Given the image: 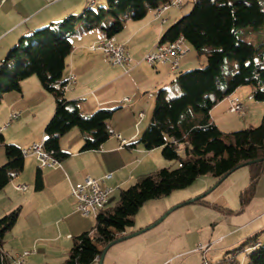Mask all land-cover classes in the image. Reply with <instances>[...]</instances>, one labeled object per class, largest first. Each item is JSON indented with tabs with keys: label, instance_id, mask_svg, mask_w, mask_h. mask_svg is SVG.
Returning a JSON list of instances; mask_svg holds the SVG:
<instances>
[{
	"label": "trees",
	"instance_id": "trees-1",
	"mask_svg": "<svg viewBox=\"0 0 264 264\" xmlns=\"http://www.w3.org/2000/svg\"><path fill=\"white\" fill-rule=\"evenodd\" d=\"M168 1L107 0V7L97 10L89 7L78 16L71 15L34 30L10 48L0 61V104L6 93L21 90L25 78L37 75L55 100L54 114L45 128L48 136L45 149L53 151L59 160L67 156L60 149V139L74 127L84 135L82 150L101 148L112 134L108 122L116 109L102 108L83 115L78 101L65 97L67 81L63 75L67 57L73 50L71 37L77 33L78 24L84 30L99 28L107 37H115L128 20L142 19L149 10ZM108 16L113 20L105 25L103 21ZM245 28L264 29V0H194L192 10L166 30L160 42L184 36L195 44L198 58L206 57L207 63L180 72L172 82L179 93L167 102L156 104L152 122L138 141L128 146L140 143L148 150L160 147L164 157L176 165L160 168L122 189L115 205L99 212L90 231L73 237L72 248L63 264H91L110 242L125 234L147 201L186 188L201 176L219 180L239 165L264 157V116L258 126L224 132L210 114L214 106L243 85L253 87V100L264 102V41L250 43L241 39L238 32ZM0 146L4 147L7 158L0 167L2 190L23 170L25 155L18 145L6 142L1 129ZM263 175V160L250 164V182L241 192L243 204L253 198ZM36 186L42 187L39 172ZM20 211L16 208L0 218V264H12L4 245L6 234L16 224ZM259 235L250 236L229 252L248 251L247 264H264V243L259 241ZM234 257L222 262L234 264Z\"/></svg>",
	"mask_w": 264,
	"mask_h": 264
},
{
	"label": "crops",
	"instance_id": "crops-1",
	"mask_svg": "<svg viewBox=\"0 0 264 264\" xmlns=\"http://www.w3.org/2000/svg\"><path fill=\"white\" fill-rule=\"evenodd\" d=\"M96 3L100 7L105 6L106 0H97ZM89 7H92L89 0H0V61L6 57L10 48L34 30L58 23L71 15L78 16ZM171 8L158 18L154 10H149L142 19H130L122 32L115 35L117 42L124 44L129 53L130 62L125 65H113L103 51L89 49L92 43L107 38L105 31L99 28L84 30L80 24L77 25L78 31L71 37L73 50L67 57L63 75L68 84L65 97L77 100L83 115L114 106L116 111L119 110L117 114L124 117L117 124L108 122L112 134L99 149L82 150L84 135L79 128H72L60 139V149L67 156L60 159L59 166L42 167L35 154L25 156L23 170L0 190V218L16 208L21 210L16 224L11 229V239L15 240L17 245L13 252L5 250L4 247V252L12 264H15L17 253L25 250L30 251L26 264L64 263L72 248L73 237L90 231L94 226L89 220L91 216L85 217L76 209L71 194V187L87 176L101 180L102 186L111 189L109 197L112 195L114 200L116 194L133 185V181L138 182L145 175L168 165L162 148L148 150L140 143L134 147H129L128 144L138 141L142 132L152 122L156 104L167 102L179 91L172 84L174 80L169 86L166 85L170 80V73H173L169 64L158 63L150 67L145 61H141L145 53L160 42L166 30L176 21L178 14L169 12ZM107 20L105 25H108L113 17L108 16ZM165 20L170 23L165 25ZM184 48L187 53L180 62L179 71L188 69L195 60L193 55L189 54L195 50V44L190 39H186ZM136 60L139 62L136 63ZM71 75L76 76V82L69 83ZM238 91L239 89L211 110V118L216 124L219 125L217 108L226 103L230 108V99L234 97H238L249 110L248 101L239 95ZM252 91L248 100H253L250 99ZM126 97H130L129 100H124ZM3 102L6 113L0 118V129L6 142L16 144L21 149L42 142L46 135V125L55 111V100L53 95L43 88L39 78L36 75L25 78L21 83V90L6 93ZM122 102L126 107L122 106ZM15 112L20 115L12 124L10 116ZM8 120L10 124L6 127ZM24 125L29 131L21 139L14 138ZM6 161L5 149L0 146V167ZM38 172L42 180L41 188L36 186ZM18 184H26L28 189L18 190ZM251 200L257 204L264 202V175L259 180ZM259 209L251 220L242 226H233L220 236L222 249H229L252 235H261L264 232V206ZM160 215L145 222H137L134 217L133 225L125 234L148 227ZM171 226L158 227L159 229L151 232L148 229L111 246L103 264H173L170 258L178 260L181 254L189 250H176L180 235L175 233ZM239 232L243 234L238 236ZM69 235L72 238H68ZM91 264H99V258Z\"/></svg>",
	"mask_w": 264,
	"mask_h": 264
},
{
	"label": "rangeland",
	"instance_id": "rangeland-1",
	"mask_svg": "<svg viewBox=\"0 0 264 264\" xmlns=\"http://www.w3.org/2000/svg\"><path fill=\"white\" fill-rule=\"evenodd\" d=\"M183 1V7H174L169 10V12L178 14L176 15L178 16L177 19L188 14L194 7V0ZM99 7L100 5L98 3L92 6L95 10ZM105 7H107V0ZM107 22V19L103 21L104 24ZM163 23L168 25L170 21L165 20ZM238 35L241 39L250 43H256L258 40L264 41V29L256 31L254 29L250 30L245 28L241 29L240 32H238ZM155 47L156 44L154 47L149 49V51H147L141 59V61H145V63L150 67H152V64L148 63L145 60V57ZM189 54L193 55L195 59L194 64L188 69L170 73V80L166 84L167 86L170 85L172 80L176 79L181 71L201 67L207 63L206 57H202L200 59L198 58L196 50L190 51ZM139 60H136L135 62L137 63ZM238 89V94L243 96V98L248 101L247 105H250V107L249 110L246 109L245 113H235L229 110L227 103L219 106L216 110L218 111L217 121L219 123V125H217L224 132H233L250 126H258L262 122V118L264 116V103L255 102V100H248V96L253 87L251 85H243ZM121 104L123 107H126L124 106V102ZM126 105H128V103H126ZM109 108H114V106ZM118 112L119 110L115 111L110 123H120L124 116H120L121 114H117ZM4 113H6V107L4 106V102L2 100L0 104V118L4 116ZM15 120L16 119H13L11 123L13 124ZM7 122H9V120ZM29 128H31V126H29ZM28 131V127L24 125L18 135L16 134L17 136L14 138L21 139V137H23ZM165 161L168 165L164 167L176 165L173 161L168 159ZM146 176H148V174L145 175V177ZM145 177H142L141 179ZM217 181L218 180L212 176H201L193 184L186 188L175 190L168 196L147 201L135 216V220L137 222H145L149 218L161 214L157 219L159 220L172 208L181 205L171 211L161 223L149 230V232H151L155 231L158 227L163 228L165 226L172 225L171 227H173L174 232L179 233L180 239L176 250L179 252L184 250L189 251L181 254V258L179 257L178 260L170 258V261L173 262V264H202L203 258H207L212 263L221 262L220 264H230L225 261L222 262V260H224V258L232 257L233 255H235L234 264L248 263V251H241L237 254L229 252L232 251L234 246L239 243L232 245L233 248L229 246V249H227L228 247L222 249L220 244L222 238L220 236L228 232L233 226H242V224L246 221L251 220L256 213L260 211L259 207L264 206V202L261 204H257L252 200L246 204H243L242 202L241 192L248 186L250 181V165H245L236 169L218 186L214 187ZM133 182L135 183L136 181ZM116 195L117 197L114 200L113 196L110 195L105 208L115 205L120 193H117ZM197 197L199 198L196 199ZM193 199L196 200L190 202ZM89 220L95 224V217L91 216ZM242 234V232L237 233L238 236ZM11 236L12 232L10 230L6 234L4 247L5 250L13 252L17 243L15 240L11 239ZM260 239L261 242L264 243V232L261 233Z\"/></svg>",
	"mask_w": 264,
	"mask_h": 264
},
{
	"label": "built area",
	"instance_id": "built-area-1",
	"mask_svg": "<svg viewBox=\"0 0 264 264\" xmlns=\"http://www.w3.org/2000/svg\"><path fill=\"white\" fill-rule=\"evenodd\" d=\"M96 0H89L92 4ZM184 5L183 0H169L167 3L159 6L154 10L155 16L158 18L164 11L171 7L181 8ZM186 37L180 36L176 40L169 41L166 46H159V42L156 47L151 50L145 57V60L152 64L167 63L170 66L171 71L177 72L180 69V62L186 55L187 50L184 48ZM89 49L92 51L101 50L104 52L107 60L113 65H125L129 64L130 56L127 48L124 44L118 43L115 37H107L89 45ZM76 82V76L71 75L69 83ZM68 88V84L64 86V89ZM252 99V95L250 96ZM129 100V97L124 98ZM231 112L245 113L246 106L240 101L238 97L230 99ZM20 113L15 112L10 116V121L17 119ZM143 116V114H141ZM10 121L5 125L10 124ZM48 140V136L45 135L40 143H34L31 147L23 149L25 156L35 154L39 159L42 167H56L60 165V160L54 156L53 151L45 149V142ZM124 144V141L122 142ZM110 177V176H108ZM18 190L25 191L28 189L26 184L16 185ZM111 189L102 186L101 180L87 176L83 181L78 182L71 187V194L75 200L76 209L85 217H96L103 209V201L109 199ZM68 238H72L71 235ZM30 254L29 250H25L21 253H17V260L15 264H26V257ZM202 264H210L207 258H203Z\"/></svg>",
	"mask_w": 264,
	"mask_h": 264
},
{
	"label": "water",
	"instance_id": "water-1",
	"mask_svg": "<svg viewBox=\"0 0 264 264\" xmlns=\"http://www.w3.org/2000/svg\"><path fill=\"white\" fill-rule=\"evenodd\" d=\"M260 160H263V161H264V157L261 158V159H255V160H251V161L245 162V163L239 165V166L237 167V169L240 168V167H242V166H245V165H250V164L256 163V162H258V161H260ZM234 170H235V169H234ZM234 170L228 172L225 176H223L222 178H220V179L216 182V184L214 185V187L218 186V185H219V184H220L225 178H227V177H228V176H229ZM198 198H199V197H197L196 199H198ZM196 199H193V200H191L190 202L195 201ZM179 206H181V205H178V206L172 208V209H171L170 211H168V212H167V213H166L161 219L155 221L153 224L149 225L148 227H145V228L140 229V230H138V231H134V232H132V233H128V234L122 235V236L118 237L117 239H115L114 241L110 242V243H109V244L103 249L102 254H101L100 257H99V264H103V261H104L105 255H106L107 251L109 250V248H110L111 246H113V245H115V244H117V243H119V242H121V241H124V240H126V239H129V238H131V237H134V236H136V235H138V234H141V233L147 231L148 229L153 228L154 226H156L157 224H159L161 221H163V220L165 219V217H166L171 211H173L174 209L178 208Z\"/></svg>",
	"mask_w": 264,
	"mask_h": 264
},
{
	"label": "bare ground",
	"instance_id": "bare-ground-1",
	"mask_svg": "<svg viewBox=\"0 0 264 264\" xmlns=\"http://www.w3.org/2000/svg\"><path fill=\"white\" fill-rule=\"evenodd\" d=\"M96 2H97V0L96 1H94L91 5H94V4H96ZM168 42H159V46H166V44H167ZM107 201L108 200H104L103 201V206L105 205V203H107ZM17 256V255H16ZM17 260V257H15V261ZM210 264H213L212 262H210Z\"/></svg>",
	"mask_w": 264,
	"mask_h": 264
}]
</instances>
